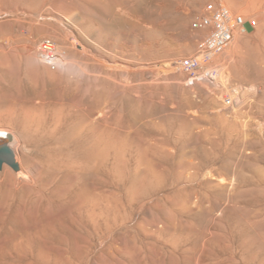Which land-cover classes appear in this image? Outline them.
Wrapping results in <instances>:
<instances>
[{
    "label": "rangeland",
    "instance_id": "374dc122",
    "mask_svg": "<svg viewBox=\"0 0 264 264\" xmlns=\"http://www.w3.org/2000/svg\"><path fill=\"white\" fill-rule=\"evenodd\" d=\"M207 4L246 24L202 82L175 62ZM0 130V264H264V0H0Z\"/></svg>",
    "mask_w": 264,
    "mask_h": 264
},
{
    "label": "built area",
    "instance_id": "2783aa9c",
    "mask_svg": "<svg viewBox=\"0 0 264 264\" xmlns=\"http://www.w3.org/2000/svg\"><path fill=\"white\" fill-rule=\"evenodd\" d=\"M246 21L243 16L222 4H207L204 13L196 16L191 23L192 31L201 38L194 55L185 56L175 62L176 68L196 81H214L217 68L212 66L214 59L222 54L233 42L236 33L243 31ZM50 40L38 44L42 58L51 70L58 68L56 55L50 50ZM52 54V56H50ZM231 100H227L230 104Z\"/></svg>",
    "mask_w": 264,
    "mask_h": 264
},
{
    "label": "bare ground",
    "instance_id": "6f19581e",
    "mask_svg": "<svg viewBox=\"0 0 264 264\" xmlns=\"http://www.w3.org/2000/svg\"><path fill=\"white\" fill-rule=\"evenodd\" d=\"M79 16V15H78ZM59 20V19H58ZM96 21V20H95ZM61 22V21H59ZM62 25V24H61ZM65 33V32H64ZM74 35V34H73ZM71 37V36H70ZM189 41H192V40H189L188 39V42ZM52 43V41H51ZM184 43V42H183ZM53 45H49L48 47L50 48V50H53L54 54L56 55V62H57V65L59 67H64V68H68L71 64L69 62H67V53H63L64 51H61V48L57 45V43L53 42L52 43ZM192 44V43H191ZM184 45V44H183ZM186 45V44H185ZM190 45V43H189ZM188 46H185V47H189ZM234 47V46H233ZM187 52V51H186ZM50 56H52V54H50ZM31 59V61L33 63H37L40 61H42V63L45 64V60L42 58V54L40 53V50L38 49V46L37 48H31L30 51L28 52V58L27 59ZM29 59V60H30ZM28 61V60H27ZM33 63L31 65H33ZM111 63V62H110ZM108 64V63H107ZM105 65V68H110L112 67L111 65ZM30 64L28 66H31ZM34 66V65H33ZM103 66V65H102ZM173 66V62H165V63H162L160 64V67H158V71L160 72V74L162 73H166V72H174L176 70V68H172ZM121 67V66H120ZM123 67V66H122ZM117 68V67H116ZM123 71V70H122ZM126 72V71H125ZM158 72V73H159ZM124 73V72H123ZM221 73V72H220ZM126 74V73H125ZM124 74V75H125ZM126 76V75H125ZM128 76V75H127ZM174 77V76H173ZM124 79V78H123ZM227 79H229V74L227 72H225L224 70L222 71L221 75H220V80L222 82H226ZM124 81V80H123ZM4 88V87H3ZM69 97V96H68ZM69 99V98H68ZM63 100V99H62ZM76 100V99H75ZM63 102V101H62ZM28 103V102H27ZM46 103V102H45ZM74 103V102H73ZM77 103V102H76ZM40 104H42L40 102ZM48 104V103H47ZM65 104V103H64ZM69 105V104H68ZM42 106V105H40ZM44 106V105H43ZM34 107V106H33ZM32 107V108H33ZM36 108V107H35ZM38 108V107H37ZM38 110V109H37ZM79 110V109H78ZM81 111V110H80ZM85 111V110H84ZM2 112V111H1ZM95 113V112H94ZM96 114V113H95ZM98 114V113H97ZM96 114V115H97ZM33 115V114H32ZM87 115V114H86ZM95 115V116H96ZM100 116L101 117H105L107 116V112L106 111H103V112H100ZM109 116V115H108ZM5 117V116H4ZM42 117V116H41ZM98 117V116H96ZM37 119V118H36ZM94 120V118H92ZM96 120H98L99 118H95ZM94 120V121H96ZM101 120V118H100ZM85 121V120H84ZM89 121H92V120H89ZM92 121V122H94ZM2 122V121H1ZM90 122V123H92ZM96 123V122H94ZM83 124V123H82ZM89 124V123H88ZM90 126V125H88ZM58 127V126H57ZM76 127V126H75ZM74 127V128H75ZM42 128V127H41ZM83 128V127H82ZM80 128H78V131H79ZM73 130V128H72ZM76 130V129H74ZM37 131V130H36ZM63 131V130H62ZM82 131V129H81ZM258 131L261 133L263 130L262 129H258ZM87 132V131H86ZM60 134V133H59ZM35 135V134H34ZM57 136V135H56ZM32 137V136H31ZM69 137V136H68ZM18 141L19 139L16 138V136L11 132V131H6V130H0V144L1 143H4V142H7L8 146L12 149V147H14L15 149H12L14 154H15V160L17 162L18 160V157H17V146L19 145L18 144ZM20 142V141H19ZM44 142V141H43ZM76 143V142H75ZM54 144V143H53ZM61 144V143H60ZM77 146V144H76ZM114 146V145H113ZM258 147V146H257ZM19 148V147H18ZM44 148V147H43ZM50 148V147H49ZM71 149V148H70ZM115 149V148H114ZM46 150V149H45ZM240 150V149H239ZM252 150V149H251ZM75 151V150H74ZM66 153V152H65ZM21 155V154H20ZM79 155V154H78ZM27 159H30L29 157H26ZM43 159L39 160L37 162V160H33L34 162L32 163V165L30 167H27L26 169H23V171L19 172V174L17 173L18 176H14L12 173H10L8 170H6L5 172H3V174H5L6 176H9L11 177L12 179L16 180L17 183H25L27 185H32V187H34L33 184L36 183V180H38L40 174H41V165H39V162H41ZM45 160V159H44ZM47 161V160H46ZM21 162V161H20ZM18 164V163H17ZM19 165V164H18ZM30 165V164H29ZM66 169V168H65ZM22 170V169H21ZM22 183V184H23Z\"/></svg>",
    "mask_w": 264,
    "mask_h": 264
},
{
    "label": "water",
    "instance_id": "95a60500",
    "mask_svg": "<svg viewBox=\"0 0 264 264\" xmlns=\"http://www.w3.org/2000/svg\"><path fill=\"white\" fill-rule=\"evenodd\" d=\"M4 164L9 166L15 172L19 170V165L15 160V154L8 146L7 142L0 144V170Z\"/></svg>",
    "mask_w": 264,
    "mask_h": 264
}]
</instances>
